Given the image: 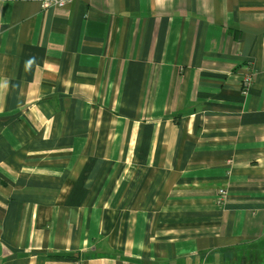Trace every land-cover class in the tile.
<instances>
[{"label": "crops", "instance_id": "0c3cea01", "mask_svg": "<svg viewBox=\"0 0 264 264\" xmlns=\"http://www.w3.org/2000/svg\"><path fill=\"white\" fill-rule=\"evenodd\" d=\"M64 1L0 0V264L263 249L264 0Z\"/></svg>", "mask_w": 264, "mask_h": 264}, {"label": "trees", "instance_id": "16d2710c", "mask_svg": "<svg viewBox=\"0 0 264 264\" xmlns=\"http://www.w3.org/2000/svg\"><path fill=\"white\" fill-rule=\"evenodd\" d=\"M217 253L221 259L218 263L222 264H264V248H260L255 242H247L237 248L224 249Z\"/></svg>", "mask_w": 264, "mask_h": 264}, {"label": "built area", "instance_id": "2783aa9c", "mask_svg": "<svg viewBox=\"0 0 264 264\" xmlns=\"http://www.w3.org/2000/svg\"><path fill=\"white\" fill-rule=\"evenodd\" d=\"M65 4H66V1L64 0H43L42 7L43 9L56 8V7L62 8L65 6ZM251 83H252L251 75L247 74L246 76H244L242 80V88H241L242 93L245 94L246 92H248V90L250 89ZM225 194H226L225 191L220 190L219 192L220 200L224 198Z\"/></svg>", "mask_w": 264, "mask_h": 264}]
</instances>
